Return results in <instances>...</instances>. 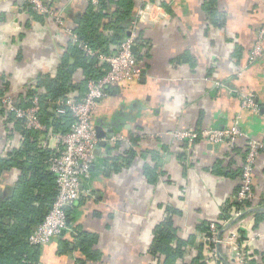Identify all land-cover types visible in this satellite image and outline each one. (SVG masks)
Instances as JSON below:
<instances>
[{
	"label": "crops",
	"instance_id": "0c3cea01",
	"mask_svg": "<svg viewBox=\"0 0 264 264\" xmlns=\"http://www.w3.org/2000/svg\"><path fill=\"white\" fill-rule=\"evenodd\" d=\"M159 2L163 11L154 10L153 17L138 27L145 40L135 45V53L144 72L111 86L95 114L100 141L73 223L85 233L87 250L99 258L80 264H158L152 253L156 229L169 210H175L171 217L179 236L194 237L186 247V259L200 246L206 259V227L223 220L222 210L239 188L247 139L264 140V54L249 62L264 23V0ZM52 6L75 28L88 0H53ZM69 42L70 35L54 18L34 15L24 0H0L3 95L16 102L26 99L40 74H56ZM83 77L78 72L76 78ZM242 92L255 95L260 112L242 107ZM236 120L246 136L235 147L203 139L181 144L172 135L186 127L223 128ZM14 122L0 104V154L23 141ZM54 134L45 135L44 144L56 150L59 139ZM114 134H124L131 142L113 143ZM131 149L134 155L128 162ZM147 166L153 169L149 175ZM19 174L11 169L4 184H15ZM253 180L254 209L264 210V154L257 158ZM233 225L239 236L245 229L252 251L264 253V218L242 215ZM60 249L57 238L43 245L37 264H78L83 257L73 244L70 250ZM230 251V244H225L220 264H232Z\"/></svg>",
	"mask_w": 264,
	"mask_h": 264
},
{
	"label": "trees",
	"instance_id": "16d2710c",
	"mask_svg": "<svg viewBox=\"0 0 264 264\" xmlns=\"http://www.w3.org/2000/svg\"><path fill=\"white\" fill-rule=\"evenodd\" d=\"M138 1L99 0L97 6L88 2L86 11L80 22L76 24L75 32L78 41L89 46L95 53L88 54L79 43L69 42L56 74L54 76L40 74L35 83L28 88L27 98L17 101L19 106L28 107L32 105L31 98L37 95L40 105L38 117L45 129L27 127L25 119L8 111L0 99L3 111L7 112L12 120L14 119V127L23 138L18 148H14L6 155L0 154V264L40 262L42 245L32 244L29 238L50 211L58 193L56 175L50 163L56 150L44 144L45 135L49 132L65 134L71 130L75 117L69 111L65 113L57 111L59 100L69 94L82 97L88 89L89 80L99 79L106 73L108 66L100 63L98 55L116 52L120 42L134 30ZM26 5L34 15L41 16L29 3ZM210 13L212 16L213 11ZM144 40L142 32L138 30L136 44L140 45ZM135 54L139 59L140 55ZM80 71L84 77L77 79ZM3 90L4 87L0 89V97L4 94ZM128 154L127 160L130 162L134 151L128 150ZM11 169H18L20 174L15 184L6 186L3 179ZM151 170L153 169L147 166L146 175H149ZM76 203L67 208L68 217L71 219L70 229L64 230L56 238L61 244L60 251L70 250V244L74 245V251L78 250L83 256L78 258L80 264L90 258H99V254L87 250L88 240L85 233L76 230L77 227L73 223L76 219ZM254 205L252 201L242 203L233 198L223 208L221 217L229 219L231 210L236 207L244 209L243 216L252 215L257 220L264 218V210L261 208L255 210ZM246 206L249 209L245 208ZM173 212L175 210H169L166 219L156 229L152 253L159 258L158 264H207L202 254V246L199 248L201 250L190 259L191 261L186 259V247L194 241V237L190 236L186 240L179 236L178 228L171 217ZM209 224L206 227L203 245L210 244L207 239L211 237ZM227 233L224 231L222 236L225 237ZM242 234L240 241L245 239ZM220 249L223 253V245ZM223 261L224 258L220 257L218 264L224 263ZM249 264H264V253H258Z\"/></svg>",
	"mask_w": 264,
	"mask_h": 264
},
{
	"label": "built area",
	"instance_id": "2783aa9c",
	"mask_svg": "<svg viewBox=\"0 0 264 264\" xmlns=\"http://www.w3.org/2000/svg\"><path fill=\"white\" fill-rule=\"evenodd\" d=\"M29 3L39 14L47 15L56 20L59 26L67 31L71 41L79 43L82 48L93 55L95 52L86 44L78 41L75 28L70 27L59 11L52 6L53 0H24ZM94 5L99 4V0H88ZM162 10L159 1L139 0L134 30L117 46V51L111 54L100 53L98 59L101 64H107L106 73L99 79H90L88 89L82 97H75L69 94L66 98L59 100L57 111L59 113L71 112L75 117L71 130L65 134H56L59 139V146L55 154L51 157V169L56 175L58 193L52 204L50 211L44 220L30 235V242L36 245H46L54 238L70 229L68 222L67 208L74 205L82 195L83 180L90 176L92 164L95 158V148L100 141L95 127V114L100 102L109 95V87L122 85L127 81L134 80L142 75V65L133 51V46L137 45L136 37L139 24L146 22L153 17L154 10ZM163 11V10H162ZM264 54V23L258 29L257 38L249 54V62L253 63ZM242 107L260 112L261 107L255 99V95L250 92L240 93ZM6 109L15 113L17 117L24 118L27 127L45 129L41 123L38 113L40 109L39 97L33 96L32 105L21 107L16 100L7 94L0 97ZM51 136L55 134L50 132ZM53 134V135H52ZM175 141L181 144H194L198 140H205L212 144L227 142L231 147H235L239 139L245 137V133L240 127L238 120L227 127H186L173 131ZM130 141L126 135H113L111 142ZM131 142V141H130ZM264 154V140L247 139V152L242 166L240 185L234 198L242 203L255 199V188L253 173L257 158ZM245 208L249 209L248 206ZM254 208V207H253ZM252 209V208H251ZM263 210V209H262ZM229 219L222 221H212L209 224L211 237L207 238L208 256L206 261L213 263L220 257L225 258L220 247L230 244L231 253H228L230 263L249 264L258 255L250 249V241L243 229L241 233L245 237L241 242L236 231L231 229L234 222L244 214V209L234 208ZM227 231L225 237L222 233ZM259 235V234H258ZM261 235H264L261 234Z\"/></svg>",
	"mask_w": 264,
	"mask_h": 264
},
{
	"label": "water",
	"instance_id": "95a60500",
	"mask_svg": "<svg viewBox=\"0 0 264 264\" xmlns=\"http://www.w3.org/2000/svg\"><path fill=\"white\" fill-rule=\"evenodd\" d=\"M133 51L135 52V46H133ZM144 71H142V73H143ZM96 129H97V133H98V136L100 137V129H99V127H96ZM257 209V208H256ZM255 209V210H256ZM70 220L68 219V222H69Z\"/></svg>",
	"mask_w": 264,
	"mask_h": 264
}]
</instances>
